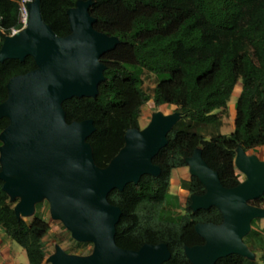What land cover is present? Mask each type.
Listing matches in <instances>:
<instances>
[{"label": "trees", "instance_id": "trees-1", "mask_svg": "<svg viewBox=\"0 0 264 264\" xmlns=\"http://www.w3.org/2000/svg\"><path fill=\"white\" fill-rule=\"evenodd\" d=\"M76 1L40 0L42 19L56 35L69 33L67 10ZM18 2L0 0V29L18 26ZM89 13L94 28L118 37L119 43L100 58L106 68L98 95L73 97L62 107L68 123L93 120L95 131L87 141L96 165L105 167L123 147L126 130L139 128L142 108L149 101L175 106L182 114L167 144L152 159L160 174L144 175L137 184L108 194V202L121 210L115 243L129 250L165 243L171 258L164 264H191L184 247L204 243L195 225L219 224L222 216L215 207L191 211L189 194L205 192L193 176L180 183L188 196L185 212L177 213L179 199L169 193L171 172L187 166L185 158L201 148L221 184L234 187L244 178L234 166L236 148L241 145L248 152L264 146V0H92ZM34 68L30 56L0 62V104L7 98L9 79ZM144 70L157 80L152 95L143 88ZM236 85L241 91L233 131L205 136V127L220 129L218 112H225ZM7 125L8 119L0 118V132ZM2 185L0 180V228L25 250L28 264H46L43 238L49 223L37 212L18 219ZM251 204L264 207V194ZM253 223L243 241L256 259L231 254L215 264H264V226L258 229Z\"/></svg>", "mask_w": 264, "mask_h": 264}, {"label": "water", "instance_id": "water-1", "mask_svg": "<svg viewBox=\"0 0 264 264\" xmlns=\"http://www.w3.org/2000/svg\"><path fill=\"white\" fill-rule=\"evenodd\" d=\"M91 5L92 0H77L67 10L69 33L58 36L42 19L40 0H31L26 4L27 25L3 38L0 62L30 56L35 68L9 79L7 98L0 104V118L8 119L0 132L2 190L14 203L18 219L33 217L35 205L46 201L52 220L60 221L75 241L93 245L87 255L56 245L46 263L164 264L171 258L165 243H145L137 250L116 245L121 210L107 196L137 184L144 175L160 174L152 159L182 114L153 112L145 128L126 130L123 147L105 167L96 165L87 141L95 131L93 120L68 123L62 107L67 99L98 95L106 68L100 58L119 43L118 37L94 28ZM235 152L234 166L244 178L230 188L203 160L201 148L185 158L190 176L205 189L201 195L189 194V208L195 212L215 207L222 216L219 224L195 225L204 243L184 247L191 264H215L231 254L256 259L243 239L253 220H264V208L250 203L264 194V160L241 145Z\"/></svg>", "mask_w": 264, "mask_h": 264}, {"label": "rangeland", "instance_id": "rangeland-1", "mask_svg": "<svg viewBox=\"0 0 264 264\" xmlns=\"http://www.w3.org/2000/svg\"><path fill=\"white\" fill-rule=\"evenodd\" d=\"M142 79H143L144 90L148 94L152 95L153 88L157 82L155 76L152 73L144 70L142 74ZM238 84H240V82H238ZM235 100H236L235 95L234 94L231 95L227 102V105L229 106L231 103H235ZM174 109H175V106H171V105L155 106L152 101H149L145 106H143V113H141V116L139 118V129H143L148 125L151 114L153 112L162 111L165 114H169V113L174 112ZM218 113L222 115V125L220 129L218 130L214 126L205 127L202 129V132L205 134V136H208L209 134H214L217 131H219L221 134H229L231 130L233 129V119H231L230 111L229 110L227 111L226 109L223 114L221 112H218ZM230 123L232 125L231 128L229 127ZM248 152L252 153V151H248ZM236 171L238 172V170ZM173 179H174L175 184L173 181L171 182L169 192L175 194L176 189L178 190L181 189V185H179L178 183L179 176L176 175V171L173 174ZM242 179L243 177H240V180ZM185 196H188L187 191H185L183 196H181L180 198L181 207L177 211V213L179 214H183L185 212L184 207H185L186 198H187ZM36 212L38 214H41L43 219L47 221L50 225L49 233L43 238L46 259L48 258L49 255H51L54 252L56 245H59L63 250L71 254L87 255L92 251V247H93L92 243H80V242L75 241L71 237L70 232L64 227V225L60 221H55L51 219L50 214H49L48 202L43 201V202L37 203L35 205V213ZM253 221H254L253 227L255 228L259 229L264 226L263 219H255ZM12 247H13L12 248L13 251L15 250V247L17 249H22L16 242L12 243ZM46 264H49V263H46Z\"/></svg>", "mask_w": 264, "mask_h": 264}, {"label": "crops", "instance_id": "crops-1", "mask_svg": "<svg viewBox=\"0 0 264 264\" xmlns=\"http://www.w3.org/2000/svg\"><path fill=\"white\" fill-rule=\"evenodd\" d=\"M240 91H241L240 85H236V87L234 88V90L232 92V95L234 94L236 99H237V97L240 94ZM226 109H227V111L228 110L230 111L231 119H233V128H234L235 103H231L229 106L227 105ZM142 113H143V108H142ZM228 114H229V112H228ZM229 127L230 128L232 127L231 123H230ZM232 131H233V129L231 130V132ZM250 151H252L253 154H256L260 159L264 160V146L256 147ZM175 171H176V175L179 176V179H178L179 185H180L182 180H186V181L189 180L190 174H189L187 166L175 168L171 172L170 185H171L172 181L174 182L173 174ZM174 184H175V182H174ZM169 190H170V186H169ZM183 192L185 193V190L181 188L179 190L176 189L175 194H173L171 192H169V193L176 195L179 199V203H181L180 198H181V196H183V194H184ZM185 197H187V196H185ZM13 242H15V241H13L10 238H8L7 236H5L4 231L0 228V264H28V258H27L25 250L20 246L22 249H17L15 247V250L13 251V249H12L13 248L12 247Z\"/></svg>", "mask_w": 264, "mask_h": 264}, {"label": "built area", "instance_id": "built-area-1", "mask_svg": "<svg viewBox=\"0 0 264 264\" xmlns=\"http://www.w3.org/2000/svg\"><path fill=\"white\" fill-rule=\"evenodd\" d=\"M29 0H19L18 2V18H17V25L18 26H14V27H10L9 29L5 30V29H0V40H1V36L4 35H14L15 33H17L19 30H21L22 28H24L27 23H28V8L26 6L27 2Z\"/></svg>", "mask_w": 264, "mask_h": 264}, {"label": "bare ground", "instance_id": "bare-ground-1", "mask_svg": "<svg viewBox=\"0 0 264 264\" xmlns=\"http://www.w3.org/2000/svg\"><path fill=\"white\" fill-rule=\"evenodd\" d=\"M29 1H31V0H29ZM29 1H28V2H29Z\"/></svg>", "mask_w": 264, "mask_h": 264}]
</instances>
